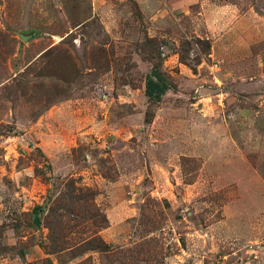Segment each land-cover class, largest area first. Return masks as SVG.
<instances>
[{
	"label": "rangeland",
	"instance_id": "rangeland-1",
	"mask_svg": "<svg viewBox=\"0 0 264 264\" xmlns=\"http://www.w3.org/2000/svg\"><path fill=\"white\" fill-rule=\"evenodd\" d=\"M263 21L264 0H0V264H264Z\"/></svg>",
	"mask_w": 264,
	"mask_h": 264
},
{
	"label": "trees",
	"instance_id": "trees-1",
	"mask_svg": "<svg viewBox=\"0 0 264 264\" xmlns=\"http://www.w3.org/2000/svg\"><path fill=\"white\" fill-rule=\"evenodd\" d=\"M147 78L148 80L146 82L145 94L149 99L155 98L159 100L161 98V95H163L167 91L169 84L166 82L164 75L158 67H153ZM41 211V206H35L32 210L33 223L36 226L40 224L39 213Z\"/></svg>",
	"mask_w": 264,
	"mask_h": 264
},
{
	"label": "crops",
	"instance_id": "crops-1",
	"mask_svg": "<svg viewBox=\"0 0 264 264\" xmlns=\"http://www.w3.org/2000/svg\"><path fill=\"white\" fill-rule=\"evenodd\" d=\"M243 19H244V17L242 18V20H238L237 21V23L235 24V26H234V28H235V30H237L240 34H242V35H240V36H242L243 38H246L245 36H243V34H247V35H251L252 33H253V31H252V28L250 27V28H248L247 30H245L246 28H244V24H243ZM263 25H264V21L263 22H261ZM263 31H264V29H263ZM261 32V31H260ZM259 44H261V43H259L258 42V45ZM257 62V61H256ZM258 65H260V64H258ZM241 68V67H240ZM243 69V68H242ZM242 72V71H241ZM263 77H264V75H263Z\"/></svg>",
	"mask_w": 264,
	"mask_h": 264
},
{
	"label": "water",
	"instance_id": "water-1",
	"mask_svg": "<svg viewBox=\"0 0 264 264\" xmlns=\"http://www.w3.org/2000/svg\"><path fill=\"white\" fill-rule=\"evenodd\" d=\"M22 39H23V41H26V40H27V38H26V37H22Z\"/></svg>",
	"mask_w": 264,
	"mask_h": 264
}]
</instances>
